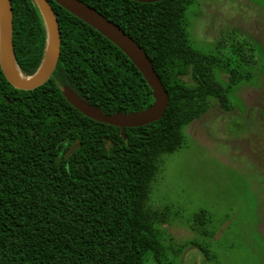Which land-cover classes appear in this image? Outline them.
Wrapping results in <instances>:
<instances>
[{
    "label": "trees",
    "instance_id": "trees-1",
    "mask_svg": "<svg viewBox=\"0 0 264 264\" xmlns=\"http://www.w3.org/2000/svg\"><path fill=\"white\" fill-rule=\"evenodd\" d=\"M10 1L16 63L30 76L45 52V24L33 0ZM49 1L61 37L52 76L20 90L0 69V264H144L147 257L166 264L158 230L165 214L149 205L162 157L181 148L182 127L211 99L230 109L227 90L250 72L229 69L227 88L219 84L220 58L188 41L193 0H81L142 48L168 93L162 117L126 128L123 138L119 128L78 112L62 86L106 114L147 108L151 89L119 48ZM74 141L79 149L65 158Z\"/></svg>",
    "mask_w": 264,
    "mask_h": 264
},
{
    "label": "rangeland",
    "instance_id": "rangeland-1",
    "mask_svg": "<svg viewBox=\"0 0 264 264\" xmlns=\"http://www.w3.org/2000/svg\"><path fill=\"white\" fill-rule=\"evenodd\" d=\"M185 24L193 49L220 58L223 88L229 69L250 76L227 90L230 109L211 99L162 157L149 205L165 214L164 263L264 264V0H193Z\"/></svg>",
    "mask_w": 264,
    "mask_h": 264
},
{
    "label": "water",
    "instance_id": "water-1",
    "mask_svg": "<svg viewBox=\"0 0 264 264\" xmlns=\"http://www.w3.org/2000/svg\"><path fill=\"white\" fill-rule=\"evenodd\" d=\"M33 1L45 24L46 47L38 69L32 75L25 76L20 71L14 55L11 1L0 0V69L6 80L14 88L20 90H32L44 84L55 70L60 53L61 37L59 24L49 0ZM132 1L154 3L163 0ZM54 2L91 26L119 48L141 73L143 79L151 89L153 98V102L143 110L106 114L97 106L84 100L70 87L62 86L61 93L66 101L87 118L119 128L123 138H125L126 128L140 127L159 120L168 105V93L155 72L149 57L142 48L118 25L108 20L83 1L54 0ZM79 147V142L74 141L65 152L64 157H69Z\"/></svg>",
    "mask_w": 264,
    "mask_h": 264
},
{
    "label": "flooded vegetation",
    "instance_id": "flooded-vegetation-1",
    "mask_svg": "<svg viewBox=\"0 0 264 264\" xmlns=\"http://www.w3.org/2000/svg\"><path fill=\"white\" fill-rule=\"evenodd\" d=\"M49 3H50V1H49ZM50 5H51V3H50ZM52 7V6H51ZM53 9V8H52ZM54 11V10H53ZM97 11V10H96ZM54 13H55V11H54ZM56 14V13H55ZM57 16V15H56ZM52 76V75H51Z\"/></svg>",
    "mask_w": 264,
    "mask_h": 264
},
{
    "label": "bare ground",
    "instance_id": "bare-ground-1",
    "mask_svg": "<svg viewBox=\"0 0 264 264\" xmlns=\"http://www.w3.org/2000/svg\"><path fill=\"white\" fill-rule=\"evenodd\" d=\"M20 77V76H19Z\"/></svg>",
    "mask_w": 264,
    "mask_h": 264
}]
</instances>
